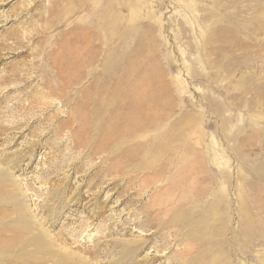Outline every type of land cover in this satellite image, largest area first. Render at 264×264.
I'll use <instances>...</instances> for the list:
<instances>
[{
  "label": "rangeland",
  "instance_id": "obj_1",
  "mask_svg": "<svg viewBox=\"0 0 264 264\" xmlns=\"http://www.w3.org/2000/svg\"><path fill=\"white\" fill-rule=\"evenodd\" d=\"M0 25L34 35L0 54V264H264V0H0Z\"/></svg>",
  "mask_w": 264,
  "mask_h": 264
},
{
  "label": "bare ground",
  "instance_id": "obj_2",
  "mask_svg": "<svg viewBox=\"0 0 264 264\" xmlns=\"http://www.w3.org/2000/svg\"><path fill=\"white\" fill-rule=\"evenodd\" d=\"M80 3V2H79ZM77 3V5L75 7H70V6H67V9L65 10V14L66 15H69V17L71 16H74V15H79L81 12H84V11H95L97 10V5L96 4H93L91 6H86L85 4H79ZM79 4V5H78ZM57 6L53 7V6H49L47 9H48V12H50L52 9L54 10V12L57 10ZM22 10V9H21ZM23 11V10H22ZM26 11V10H24ZM20 14V13H19ZM18 14V15H19ZM50 14V13H49ZM71 20V19H70ZM68 19V21H70ZM44 21V20H43ZM46 21V20H45ZM48 22V20H47ZM65 23V22H64ZM100 24V23H99ZM98 25L97 21L96 20H92L91 21V26H89V29L91 31V35H96L97 33L93 32L94 29L96 28V26ZM41 26V25H40ZM45 26H53L52 24H46ZM1 27V25H0ZM51 28V27H50ZM56 28V27H55ZM47 30V29H46ZM50 30V29H49ZM32 31V30H31ZM36 31V30H35ZM39 31V30H38ZM45 31V30H44ZM43 31V33H45ZM27 32V31H26ZM25 32V33H26ZM25 33H23L22 31H18V30H13L11 31V33L9 34V37L8 38H5V39H1L0 40V54L1 55H7V54H10L11 52L13 51H16L18 49H20V51L18 52V54H21L22 52H27V50H29V46H28V43L30 42V38L31 36L34 37V35H30V36H27ZM35 33V32H34ZM41 33V35L43 34ZM37 34H40V33H37ZM29 35V34H28ZM37 36V35H36ZM26 40V42H24ZM9 41H11L9 43ZM78 42H80L79 40H77ZM82 43H85L82 41ZM86 45H92L93 47V43L92 41H87L85 43ZM14 45V47H13ZM98 47V46H97ZM79 48V47H78ZM23 49H25V51H23ZM31 49V48H30ZM17 54V55H18ZM3 60L0 58V62H2ZM84 63V62H83ZM85 64V63H84ZM23 65H15L13 67H11L12 69L9 71V74H7V76L3 77V80H6L8 82V85L9 86H12L13 84L16 83V81L18 82L20 79L21 76H25L23 74H21V72H23ZM29 67V66H28ZM32 68V67H31ZM32 71V70H31ZM27 73V71H26ZM25 74V73H24ZM31 74L32 73H27V77H26V81L27 79H29L31 77ZM24 80V79H23ZM15 82V83H14ZM6 86V85H5ZM7 86V87H9ZM4 90V89H3ZM0 175H3L1 172H0ZM2 178V177H1Z\"/></svg>",
  "mask_w": 264,
  "mask_h": 264
}]
</instances>
